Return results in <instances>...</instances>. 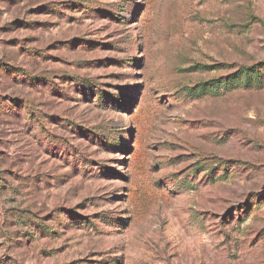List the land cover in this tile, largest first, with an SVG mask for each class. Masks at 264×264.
Segmentation results:
<instances>
[{
  "label": "rangeland",
  "instance_id": "1",
  "mask_svg": "<svg viewBox=\"0 0 264 264\" xmlns=\"http://www.w3.org/2000/svg\"><path fill=\"white\" fill-rule=\"evenodd\" d=\"M0 264H264V0H0Z\"/></svg>",
  "mask_w": 264,
  "mask_h": 264
},
{
  "label": "trees",
  "instance_id": "2",
  "mask_svg": "<svg viewBox=\"0 0 264 264\" xmlns=\"http://www.w3.org/2000/svg\"><path fill=\"white\" fill-rule=\"evenodd\" d=\"M256 68H258V67L257 66H253V67H243L239 71H237L235 73V78L237 77L236 79L238 80V83H240L242 81L241 75H242L243 71L244 72H246V71L247 72H250V71L252 72V71H255Z\"/></svg>",
  "mask_w": 264,
  "mask_h": 264
}]
</instances>
